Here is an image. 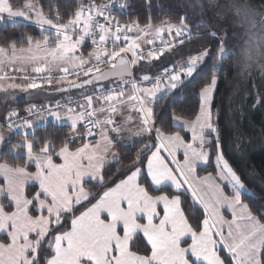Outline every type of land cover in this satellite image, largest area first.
<instances>
[{"label":"snow or ice","instance_id":"6c2138e0","mask_svg":"<svg viewBox=\"0 0 264 264\" xmlns=\"http://www.w3.org/2000/svg\"><path fill=\"white\" fill-rule=\"evenodd\" d=\"M148 4L151 5V0ZM113 5L121 10L127 7L124 0H112L111 5H100L97 0H73L67 12H63L59 4H53L52 0L47 5L41 0H0V14L31 22L38 29L39 36L43 37L38 40L37 36L29 34L19 48L15 38L7 46L0 44V92L6 97L9 89L17 88L31 96V90L43 89L45 85L51 88L53 79L58 84L67 81L68 85L77 89L93 87L103 81H115V86H109L107 90L94 88L91 94L82 91L86 104L71 100L67 105L57 102L54 109L30 104L24 116L12 110L0 121V149L7 148L11 142L4 135L5 130L19 136L22 130L34 128L30 119L33 115L44 119L47 113L57 122L67 121L69 133L60 141L61 147L56 155L61 160L65 159V154L75 158L71 180L64 186V199L55 212L47 205L37 208L36 201L30 200L27 209L20 210L26 224L21 221L17 225L9 220L0 226V264H264V211H256L243 202L241 192L247 190L223 153L219 128L212 119L211 103L218 86L216 67L230 55L226 49L227 40L210 28L208 36L217 41L215 52L210 44H206L195 53L189 51L186 63L166 67L155 76L141 74L137 78L135 69L141 66V61L151 63L159 60L176 48L191 45L193 37L203 39V35L190 29L187 16H182L178 22L165 19L156 23L149 17L144 24L139 19L121 24L116 16L106 14ZM45 8L51 11V16ZM202 24L203 21L196 27ZM46 26L52 31L46 32ZM115 29L122 31L116 32ZM134 29L138 34L133 37L129 34ZM165 35L169 39L165 40ZM86 39L93 46L88 58L82 54ZM62 40L69 43L57 42ZM142 40L147 45H155L159 41V45L148 49L145 55L139 43ZM49 41H52L51 45ZM98 47L100 50L94 54L93 49ZM246 57L251 59L250 51ZM208 58L216 63L213 64L210 80L196 94L198 109L191 115L173 109L172 126L179 125L180 128L166 134L162 126H157L156 103L184 84L186 78L188 85L195 86L196 81L192 79L194 72ZM18 62L31 64L32 72L37 75H11L6 69L24 73V68L12 67ZM63 64H70L79 71L69 73L67 67H60ZM105 64L109 70H105ZM55 71L62 75L54 77ZM81 72L84 79H81ZM69 75H74L78 82L68 80ZM17 80L29 83L22 85L16 83ZM58 90L67 91L69 87ZM260 103H264V97L258 96L256 104ZM61 108L65 109L63 113L59 111ZM125 109L128 111L125 112ZM132 112L137 113L136 119L140 121L135 135L141 138L139 142L143 147L138 150L134 161L138 167L129 168L121 179H133L138 188L143 187L141 180H150L162 198L165 214L170 220L179 215L186 225V230L180 231L174 239L164 235L172 227L171 224L162 232H149L142 224L139 228L129 229L123 222L114 229V237H109L105 230L107 220L94 215L92 209L85 206L90 203L91 197L84 194V185L97 181L91 174L77 175V169L98 168L100 182L106 179L104 169L118 162L119 154L114 149L123 140L127 126L133 120ZM117 116L125 119L118 120ZM182 131L189 133L190 137L181 135ZM144 136L148 139L144 140ZM161 136L168 141L167 149L160 146ZM77 140L78 144L75 143ZM39 142L40 137L35 133L24 135L12 146L11 152L0 151V178L4 179L3 166L7 165L8 157L19 155L20 149H26L23 168L26 172L31 153L35 151L34 145ZM55 144L54 140H46L40 150L52 151ZM181 145L191 152V156L183 152V161L179 160L186 171L179 168L175 172L171 168L164 172L150 171L154 169L155 158L160 153L177 152L181 150ZM213 145L216 150L214 173L197 178V166L210 163L208 149ZM145 168L146 176L142 175ZM9 182L17 181L12 177ZM221 182L230 191L222 187ZM144 191L147 192V189L144 188ZM189 199L192 205L202 209V215L195 222L188 217L191 205L185 207ZM81 209L85 210L81 212ZM17 210L11 201L5 205L0 200V212L11 214ZM78 212L80 214L76 215ZM154 214L159 217L158 212ZM69 216L70 227L66 223ZM186 237L190 238V243ZM141 249L143 254H140ZM221 250L229 259L225 260L220 255Z\"/></svg>","mask_w":264,"mask_h":264},{"label":"trees","instance_id":"16d2710c","mask_svg":"<svg viewBox=\"0 0 264 264\" xmlns=\"http://www.w3.org/2000/svg\"><path fill=\"white\" fill-rule=\"evenodd\" d=\"M104 1L97 0V3L102 5ZM48 2L49 0H41V3L45 5ZM52 3H58L61 10L67 12L73 0H52ZM231 4L243 10L245 16L242 15V21L237 17L233 8L229 7ZM45 11L51 16L50 10L45 8ZM182 16L188 17L187 23L190 29L193 32L202 33L203 39L193 37L191 45L176 48L171 53H166L159 60L151 61V63L141 61V66L135 69L136 77L139 78L141 74L154 76L170 65L187 62L189 51L195 53L206 44H210L213 52H215L217 41L208 36L210 28L216 30L221 37L227 40L226 49L230 52V55L222 64H217L216 67L218 86L214 91V98L211 103L212 119L218 125L226 159L241 180L255 191L254 195H241L243 202L248 203L256 211H264V103L256 104L258 96L264 97V78L258 72V66L264 60V41L261 42L260 48L255 54L251 56L252 62H245V36L256 29L258 35H263L264 38V0H151L150 6L148 0H129L127 7L118 14V18L123 24L135 19H139L141 24H144L149 17L156 23L165 19L178 22ZM53 20H55L54 17ZM201 21H203V24L197 28L196 26ZM56 23L61 22L56 21ZM29 34L37 36L38 40L43 38L39 36L38 29L32 24L4 21L0 25V44L7 46L9 41L15 38L19 48ZM214 63H216L215 60L208 58L205 63L198 65L192 78L196 81L195 86L188 85L186 78L184 84L173 90L164 100L156 103L157 126H162L166 134L178 130V128L172 126L171 114L173 109L189 115L198 109L199 100L196 94H198L203 84L210 80ZM24 106L23 101L12 103L0 95V121L12 110H17L19 114L25 113ZM33 133L40 137V142L34 145L35 151L33 154L45 153L53 157L61 147L60 141L69 133V128L67 125L49 122L36 127L29 133L21 132L19 136L8 133L11 142L7 148H3L1 151L4 153L11 152L13 150L12 146L22 140L24 135L31 136ZM181 135L186 137L183 132H181ZM46 140L56 142L52 151L44 152L40 150ZM75 143L78 144L79 140ZM142 147L141 142H134L131 145L118 143L115 149L119 154L118 162L104 169L106 179L103 182L85 183L84 189L91 197L90 203L86 204V207L89 208L94 205L105 191L121 182V178L124 177L129 168L138 167L134 164V161L138 150ZM19 151V155L8 157L7 166L12 168L24 167L26 149H20ZM208 151L210 152V163L205 168L197 170L196 174L198 176L214 173L213 163L216 156L214 145ZM27 170L31 171L32 168L27 165ZM142 175H145V172ZM140 182L143 188L147 189L148 195L152 197L159 195L152 188L149 181L141 180ZM26 193L28 197H31L32 189L28 188ZM3 203L5 204L4 201ZM189 205L191 207L189 208L188 217L195 222L202 215V209L199 206L192 205L190 199L185 207ZM84 210L81 209V212ZM79 214V212L76 213V215ZM70 220L71 216L66 222L68 227H70ZM182 246L186 245L182 243ZM140 254H143V249L140 250ZM220 255L225 260L229 259L223 250H221Z\"/></svg>","mask_w":264,"mask_h":264},{"label":"crops","instance_id":"0c3cea01","mask_svg":"<svg viewBox=\"0 0 264 264\" xmlns=\"http://www.w3.org/2000/svg\"><path fill=\"white\" fill-rule=\"evenodd\" d=\"M137 34V30L134 29L133 33H131V36L134 37ZM164 39L167 40L169 37L164 36ZM66 43L68 44L69 42L66 41ZM139 43L142 44L144 51L149 46L144 44L143 40L139 41ZM109 44L111 45V35H109ZM92 48L93 47L85 41L84 45L82 46L83 57L88 58L89 52L92 51ZM95 52L96 50L93 49L94 54ZM92 62L94 63L95 61ZM60 67H67L68 70L77 69L70 64H63L60 65ZM22 68H24V71H28L30 74L33 73L31 64L24 65ZM11 71L13 70H8V72ZM19 81L20 80H17L16 83L22 85L26 84L19 83ZM111 84H115V82L108 85ZM66 85H68L67 81H63L55 89L43 88L31 90V96L18 88L9 89V95L7 97L3 92V96L1 94L0 95L11 102L13 100L15 103L18 101H23V103H25V109H27L30 104L34 106H47L48 108L54 109L57 102L61 104L67 101L70 97L81 96L82 91L76 93H62L58 90L59 88L65 87ZM93 90L94 87L86 92L91 93ZM128 90L132 91L131 88ZM81 103L86 104L87 102L83 100ZM96 103L99 104V101H96ZM59 111L61 113L64 112L61 110ZM127 111L128 109H125V112ZM131 115L133 120L130 124H128V130L124 132L123 140L118 143L131 145L134 142H139L141 139L135 135V132L140 124L139 119H136L137 113L132 112ZM30 119L34 125L33 129L43 126L49 122H53L58 125H67L68 123L64 120L57 122L47 113L45 114L44 119H40L38 116L31 117ZM117 119L123 120L125 117L117 116ZM175 127L178 129L180 128L179 125ZM33 129L22 131L26 134L31 132ZM183 133L187 138L190 137L189 133ZM143 139L147 140L148 137L144 136ZM160 146L165 149L168 148V141L166 137H160ZM180 148L181 150L177 152L171 151L170 153H160V155L155 158L154 169H150V171L155 170L164 172L167 171L168 168H171L173 172H175L177 168L181 169V171H186L184 165L180 163L179 160L181 162L183 161V152H188L189 156H191V152L183 145H181ZM53 157L45 153H31V159L28 161L27 165L30 166L32 170H27L26 172L23 170L24 167L12 168L7 165L3 166L4 179L0 178V200L4 201L5 205L11 201L13 205L17 206L18 210L12 212L11 214L0 212V226L7 224L9 220L13 221V223L17 225L21 221H24L26 224V218L20 210L27 209L30 200L36 201L35 206L37 208L47 205L53 210V212H55L56 208L59 206V202L64 199V186L71 180L70 172L75 158L65 154V159L61 160L56 155V153ZM109 159H111V156H109ZM206 166L207 165L204 164H198L197 170L200 168H205ZM144 172L146 175V168ZM87 174H91L96 178L97 182H100L98 168L94 169L89 167L86 169H77V175ZM206 175L208 174L201 176L196 174V177L199 178ZM12 177H15L17 182H9L10 178ZM149 183L152 186L150 180ZM221 186L228 190V188H226L222 182ZM28 188L32 189L31 197L27 196L26 192ZM83 191L85 195H88L85 189H83ZM162 203V198L159 195L155 197L148 195L147 192L144 191L143 187H136L135 181L133 179H129L128 181L122 180L113 188L105 191L96 201V203L89 208L92 209L94 215H99L103 219L107 220L108 223L105 225V230L109 237H114V229L119 226L120 222H123L125 227L129 229L139 228L142 224L144 226V230L149 232H162L168 227L169 224H171L172 227L167 233H164V235L169 239H174L180 231L186 230V225L183 224L179 215L176 216L175 220H170L168 215L165 214ZM155 212L159 213V217L154 214ZM185 239H187L190 243L189 237H186Z\"/></svg>","mask_w":264,"mask_h":264},{"label":"rangeland","instance_id":"374dc122","mask_svg":"<svg viewBox=\"0 0 264 264\" xmlns=\"http://www.w3.org/2000/svg\"><path fill=\"white\" fill-rule=\"evenodd\" d=\"M232 5V4H231ZM231 5L229 6L230 8H233V10H234V12H236V14H237V17L242 21V15L243 16H245L244 15V13L242 12L243 10H240V9H238V8H236L235 6H233L232 5V7H231ZM0 19H2L3 20V22L4 21H7V22H9V23H14V22H23V23H28V24H32L31 22H29V21H27V20H23V18H21V17H16V18H8L7 17V15L6 14H0ZM1 25V24H0ZM33 25V24H32ZM57 30H59V29H57ZM52 30L51 29H48L47 28V26H46V32H51ZM247 33V32H246ZM131 34V33H130ZM165 36H167V35H165ZM263 35H258V33H257V31H256V29L253 31V32H249L245 37V52L247 53V52H251V56L252 55H254L255 54V52L260 48V45H261V42L263 43V41H264V38L262 37ZM168 37V36H167ZM149 37H146L145 39H148ZM43 39V38H42ZM58 43H63V44H67L66 43V41H57ZM51 43H52V41H49V45H51ZM23 54H26V53H23ZM252 59V58H251ZM251 59L249 60L247 57H246V54H245V62L247 63V62H249V61H251ZM252 62V61H251ZM24 65H27V63H17L16 65H13L12 67L14 68V67H17V66H19V67H23ZM29 65V64H28ZM259 68H258V72H259V74H260V76L261 77H263L264 78V60H262L261 61V63L259 64V66H258ZM7 71L9 70V69H6ZM115 81H112V82H108V83H106V84H110V83H114ZM19 83H26L27 84V82H25V81H19ZM94 87V86H93ZM92 86L91 87H89V88H86V89H82V90H79V91H75V92H73V93H76V92H80V91H88V90H91L92 88H93ZM0 94L3 96V93L2 92H0ZM73 97H80V96H73ZM4 98V97H3ZM4 99H6V98H4ZM12 102H14V100L12 101ZM4 135H5V137L6 138H8V133H6V131L4 132ZM213 165H214V169H215V160H214V163H213ZM243 182V181H242ZM224 185H225V187L226 188H228V186L224 183V182H222ZM244 183V182H243ZM244 185H245V188H246V192L245 191H242L241 192V195H243V194H246V195H254V190H252L251 188H249L245 183H244ZM229 191H230V189H228ZM1 220V219H0Z\"/></svg>","mask_w":264,"mask_h":264},{"label":"built area","instance_id":"2783aa9c","mask_svg":"<svg viewBox=\"0 0 264 264\" xmlns=\"http://www.w3.org/2000/svg\"><path fill=\"white\" fill-rule=\"evenodd\" d=\"M128 1H129V0H124V2H125L126 4H127ZM111 3H112V0H105V2H104V4H108V5H111ZM122 11H123V10H121L118 6L113 5L112 7H109V8L107 9V13H106V14H110V15L116 16V17L118 18V14H119L120 12H122ZM118 19H119V18H118ZM121 24H123V23H121ZM115 31H116V32H120V31H122V30H121V29H115ZM129 35H130V34H129ZM85 41L88 42V43L92 46L90 40L86 39ZM158 45H159V41H157V43H156L155 45H149L148 48L144 51V52H145V55H146V52H147L148 49H151V48L157 47ZM92 47H93V46H92ZM96 50L99 51V50H100L99 47L96 48ZM177 65H178V64H177ZM172 66H173V65H170V66H168L167 68H170V67H172ZM103 67H104V68H108L107 64L103 65ZM68 71H69V73H74V72H76V71H79V69L68 70ZM161 72H163V69H162L160 72H158V73H161ZM158 73H157V74H158ZM10 74H11V75H15V76H20V75H22V74H27L28 76H35V75H37V74H35V73H32V74L27 73L26 71H24V73H19V72L11 71ZM157 74H156V75H157ZM45 75H46V74H45ZM58 75H62V73H59V71H55V72H53V76H54V77H55V76H58ZM154 76H155V75H154ZM84 78H85V77H83L82 72H81V79H84ZM68 80L77 81V80H76V77H75L74 75H69V76H68ZM21 81H25V82L29 83V81H27V80H21ZM61 82H63V81H61ZM61 82H60V83H61ZM57 84H58V83L56 82V80L53 79L52 86L57 85ZM109 86L114 87L115 84H114V85H108V86L101 85V86H98V87H96V88L103 87L105 90H107V88H108ZM44 88H48V85H45ZM91 93H92V92H91ZM91 93H90V94H91ZM94 99H95V98H94ZM70 100L73 101V102L78 101V102L81 103L84 99H83L82 96H80V97H75V98H70L69 100H67L66 102L62 103L61 105H67V104H69ZM72 106L75 107L76 104L73 103ZM37 107H39V106H37ZM60 110H61V111H65L64 108H61ZM24 115H25V114H23V115H21V116H24ZM33 116H36V115H33ZM33 116H32V117H33ZM93 142H94V140H93Z\"/></svg>","mask_w":264,"mask_h":264},{"label":"water","instance_id":"95a60500","mask_svg":"<svg viewBox=\"0 0 264 264\" xmlns=\"http://www.w3.org/2000/svg\"><path fill=\"white\" fill-rule=\"evenodd\" d=\"M105 70H109L108 68L107 69H105ZM114 81V80H113ZM108 82H110V81H103V82H101V83H99V84H96L95 86H99V85H103V84H106V83H108ZM112 82V81H111ZM66 87H69V90H67V91H60V92H62V93H66V92H75V91H79V90H82V89H77V88H72L70 85H68V86H66ZM91 87V86H90ZM1 151V150H0Z\"/></svg>","mask_w":264,"mask_h":264}]
</instances>
